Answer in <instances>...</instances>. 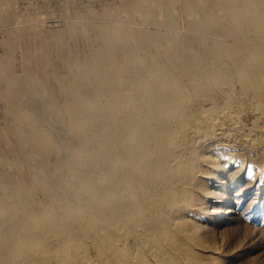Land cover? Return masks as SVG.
<instances>
[{"label": "bare ground", "instance_id": "bare-ground-1", "mask_svg": "<svg viewBox=\"0 0 264 264\" xmlns=\"http://www.w3.org/2000/svg\"><path fill=\"white\" fill-rule=\"evenodd\" d=\"M196 2L186 41L166 11L155 46L127 48L122 66L107 34L97 77L71 57L70 120L44 85L13 87L8 126L30 174L0 165V264H211L198 212L210 164L264 163V0Z\"/></svg>", "mask_w": 264, "mask_h": 264}, {"label": "rangeland", "instance_id": "rangeland-1", "mask_svg": "<svg viewBox=\"0 0 264 264\" xmlns=\"http://www.w3.org/2000/svg\"><path fill=\"white\" fill-rule=\"evenodd\" d=\"M156 1L158 0H0V116L2 118H0V165L7 166L8 159L11 158L16 162V167H14L15 170L13 169L14 172L28 181L30 171L29 167L22 162L20 141L12 128H10L11 126H8L10 125L8 116L12 113V111H10L12 110V101L9 97H11V91L14 86L20 85L33 89L37 84L39 86L40 84H42V86L44 85L43 87H45L48 96H54L56 93L59 95L65 112L67 113V118L70 120L75 112L71 104L68 103L67 93L71 85H76L77 75L71 62H68V60L70 61L71 57H75L81 61H86L92 77H97L100 72V61H98L97 57L100 56L102 59L105 58L104 50L106 48L105 40L107 38L105 34L109 36V46L112 51L115 52L116 59L120 63V66L123 65V52L127 48L132 46L137 51H143L148 48L150 45L149 42L152 44L154 40V37L152 38V32L155 30L156 22L159 18V22L164 19L166 11H169L173 17L175 15V17H177H174L175 25L173 30L172 28L170 29L172 31H169L170 33L179 35L180 38L185 41L191 36L196 35L193 22L201 15L200 11L196 10V1L199 2V0H174L175 2L173 0H164L165 2L160 0L157 3ZM169 1H171L170 4ZM159 2H163V4L166 3L167 5L164 6L161 3L162 6H159ZM172 2H174V7L171 5ZM146 6L148 9H146ZM133 8L135 10H133ZM90 10L91 12L89 13ZM179 10H181V12ZM95 12L98 15L94 14ZM109 13H111L110 15L113 19ZM148 14H150L152 18H149ZM91 18L92 20H90ZM102 19L105 20L102 21ZM111 23H114L113 27ZM139 23H141V25ZM94 25L97 26V28L94 27ZM129 26L131 27L129 28ZM70 28L71 30H69ZM77 29L78 31H76ZM183 29H186L184 31L185 33H181ZM95 30L100 34L96 31L97 34ZM139 31L140 33H138ZM190 31L192 32L190 33ZM56 33H58L59 36H57L58 34ZM81 33L84 35L82 36ZM188 33H190V35H187ZM52 36L54 38H52ZM95 38L98 41H96ZM94 40L99 43L96 44ZM128 40L132 41L128 43ZM138 40L141 41L139 42ZM119 41L122 44H120ZM135 41L137 42L135 43ZM92 44L94 47L93 50ZM98 44L99 48L97 46ZM76 45L77 47H75ZM152 45L155 46L154 43ZM77 48L79 52H77ZM93 53H96V55ZM61 55L64 57L62 58ZM59 62L63 64L59 66ZM65 69L69 72L68 76ZM119 69L117 71L120 74V78L123 81L127 80L126 73L124 72L125 68ZM28 71H30L31 74ZM61 72L63 73L61 74ZM51 77H55V79H50ZM41 80H43V82ZM60 81L61 83L59 84ZM72 82H74V84ZM57 84L58 89L55 87ZM53 89L55 90L53 91ZM4 102L9 105L7 104L6 106ZM5 123H7V125ZM9 139L11 141H9ZM3 148L6 149L4 150ZM10 148H13V150ZM6 150H8L9 153ZM17 150H19V152ZM50 158L52 160V157ZM229 161L227 160L226 162L225 159L220 156L214 158L210 167L208 166L210 172V174L208 173L206 176V181L208 180V182L205 181L204 185L200 188V195H198V198L200 197L198 200L201 209L198 211L200 215L199 221H201L202 224L204 223L206 228H211V234L204 237V242L210 247V251L207 253L209 256L208 259L212 261L211 264H264V163L258 165L255 162L249 163V161H244L243 164L238 163L240 162L238 160ZM17 164H19V166Z\"/></svg>", "mask_w": 264, "mask_h": 264}]
</instances>
